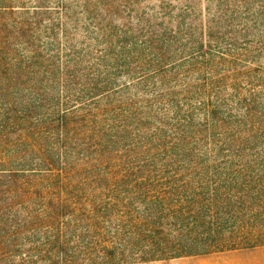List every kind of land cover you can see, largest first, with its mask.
<instances>
[{"label": "rangeland", "instance_id": "1", "mask_svg": "<svg viewBox=\"0 0 264 264\" xmlns=\"http://www.w3.org/2000/svg\"><path fill=\"white\" fill-rule=\"evenodd\" d=\"M176 165L243 168L214 179L264 206V0H0V194Z\"/></svg>", "mask_w": 264, "mask_h": 264}, {"label": "trees", "instance_id": "2", "mask_svg": "<svg viewBox=\"0 0 264 264\" xmlns=\"http://www.w3.org/2000/svg\"><path fill=\"white\" fill-rule=\"evenodd\" d=\"M172 170L167 180L58 181L49 194L1 193L3 216H17L16 208L39 210L24 221L1 220L0 264H137L264 247L263 204L250 203L255 194L240 183L214 179L243 168Z\"/></svg>", "mask_w": 264, "mask_h": 264}, {"label": "crops", "instance_id": "3", "mask_svg": "<svg viewBox=\"0 0 264 264\" xmlns=\"http://www.w3.org/2000/svg\"><path fill=\"white\" fill-rule=\"evenodd\" d=\"M187 264H264V247L236 251V253H230L220 258L191 261Z\"/></svg>", "mask_w": 264, "mask_h": 264}]
</instances>
